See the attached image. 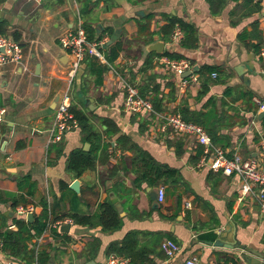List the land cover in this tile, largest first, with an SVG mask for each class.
Instances as JSON below:
<instances>
[{
	"label": "crops",
	"instance_id": "0c3cea01",
	"mask_svg": "<svg viewBox=\"0 0 264 264\" xmlns=\"http://www.w3.org/2000/svg\"><path fill=\"white\" fill-rule=\"evenodd\" d=\"M263 16L264 0H224L217 14L211 13L206 0H0V34L18 42L23 54L20 64L0 67V107L4 109L0 191L19 194L18 181L28 175L36 183L35 195L26 204L33 207V220L42 211L41 199H46L51 213L47 223L56 222L51 219L70 208L69 202L58 203V199L62 193L71 197L72 192L80 199V212L91 215L99 203L110 199L121 218L120 227L112 231L78 224L65 231L64 224L49 225L28 248H46L51 264H106L113 254H108V246L121 244L130 233L136 264H182L190 255L197 257L198 264H264V211L257 188L240 195L239 176L200 165L201 146L193 135L164 134L156 129L159 120L153 114L131 113L124 107L126 83L135 85L139 93L142 89L161 114L207 112L212 107L206 103L213 100L222 117L219 133L226 145L220 146L226 156L260 159L264 125L257 120L262 111L253 97L255 91H264V57L259 56L261 45L256 51L252 44L262 43ZM171 17L191 25L193 35L185 37L178 24L168 34L163 31ZM78 19L104 41V61L89 56L105 67L99 75L86 61L73 78L68 75L69 58L58 37L74 28ZM148 21L146 30L139 32V25ZM254 25L260 38L242 37ZM176 27L182 32L178 41L173 40ZM157 41L163 43L160 53L150 49ZM114 43L120 49L109 63L107 45ZM170 56L186 59L197 81L181 87L182 76L165 62L177 59ZM206 67H217L219 72H212L216 77L204 71ZM206 80L207 89L202 92ZM66 91L73 106L88 117L98 139L87 140L79 128L67 132L60 142H49L54 101ZM248 91L253 92L256 111L246 110L239 98ZM79 148L94 151L97 160L93 169L75 176L67 170L66 161ZM138 151L162 168L175 170L174 175L154 185L145 180L136 183L140 173L132 158ZM74 180L79 181L78 192L70 187ZM159 187L164 191L162 202L157 200ZM15 208L0 201V213L13 230L17 229L13 218L21 217ZM208 233L214 235L213 241L233 243V248L200 240V235ZM165 239L180 245V252L166 257L160 248ZM246 248L263 258L249 254L258 262L245 259L241 250ZM0 264L25 262L2 251Z\"/></svg>",
	"mask_w": 264,
	"mask_h": 264
},
{
	"label": "trees",
	"instance_id": "16d2710c",
	"mask_svg": "<svg viewBox=\"0 0 264 264\" xmlns=\"http://www.w3.org/2000/svg\"><path fill=\"white\" fill-rule=\"evenodd\" d=\"M210 6V11L212 14H217L219 12V8L222 7L224 0H206ZM81 15L84 16L83 11H81ZM149 16L146 18L149 20ZM148 22L142 23L139 25V32L146 30L148 27ZM174 24H178L182 31L184 32V36L187 37L188 34L193 35L194 28L182 22L180 19L176 17L168 18V23L164 25L162 28L163 31H166L167 34L172 31ZM83 28L85 29L87 39L90 41L99 40L102 38L101 35L94 37V32L91 27H89L85 22L82 23ZM242 37L246 39L251 38H260V32L257 29L256 25L251 32H247L242 34ZM185 40V38H184ZM261 42L259 41L256 44H252V47L258 51ZM107 52L105 54V58L107 62H113L117 56L120 49L119 43L109 44L107 45ZM177 58L180 57H172ZM87 65L90 67L92 72L97 73L98 75L104 70V66H100L95 62V59L91 57H87L85 59ZM208 73L219 72L217 67H206L204 71ZM81 71V69L79 70ZM78 73V72H77ZM76 73V74H77ZM75 74V75H76ZM207 82L204 83V89L202 92H205L207 89ZM229 88L226 89V95L230 96ZM140 95L145 97L146 93L143 90H140ZM253 92H242L239 95V98H242L245 101V109L256 111V106L252 103ZM210 105L212 108L207 112L204 111H181L182 117L186 121H192L198 123L204 127L206 132L210 135L211 140L214 144H219L225 147L226 142L223 136L219 133L221 130V126L219 122L222 120L221 114H217L214 106L215 103L213 100H209L206 103V106ZM70 111L74 113L75 117L79 121V128L82 132L86 134V139L91 140V138L98 139V134L93 131L92 126L89 123L88 117L80 110H77L73 106V102L70 105ZM231 118V117H228ZM230 123V120H226ZM239 121L243 122L242 119ZM261 123L264 125V118L261 119ZM230 126V125H229ZM78 128V129H79ZM88 135V136H87ZM92 136V137H90ZM97 157L94 151H84L83 149H75L71 151L67 157L66 168L68 171L72 172L75 176H80L84 171L93 169L96 164ZM133 166L138 167L136 169L137 172L140 173L136 177L135 182L139 183L142 180H145L150 185H154L159 183V181L163 178V180L170 179L175 170L166 169L159 166L147 153L143 151H138L137 156L132 158ZM64 187H67L65 184ZM18 189L20 191L19 194L15 193H7L0 191V201L1 202H9L12 208H15L18 205H26L29 202V197L35 195L36 192V183L30 180L28 175H24L18 181ZM71 191V190H70ZM72 192V191H71ZM69 202L70 208L67 213L61 216H57L51 220L57 221L64 217H70L73 219L74 224L85 225L90 227L100 226L103 231H112L118 227H120L121 218L116 206L112 203L110 199H106L103 203H99L97 206V210L95 213L88 215L80 212L78 206L80 204L79 197L72 192L71 197L65 196L62 193L61 197L58 199L59 202ZM40 204L42 206V211L39 215H37L32 222H28L24 220L23 216L20 218H13L12 223L16 225L17 229H10L7 225L6 216L0 213V240L3 243L2 251L8 256H12L15 258H19L25 262V264H47L49 261V255L46 248L35 249L28 248V243L36 237H39L46 229L47 221L50 216L49 204L46 199H41ZM214 235L212 233L200 235V240H210L213 241ZM134 250V239L132 235L129 233L125 239L121 242V244H110L107 248L108 254H117L123 255L130 258L131 264H136L135 261V252Z\"/></svg>",
	"mask_w": 264,
	"mask_h": 264
},
{
	"label": "built area",
	"instance_id": "2783aa9c",
	"mask_svg": "<svg viewBox=\"0 0 264 264\" xmlns=\"http://www.w3.org/2000/svg\"><path fill=\"white\" fill-rule=\"evenodd\" d=\"M181 38L182 32L179 27H176L173 31V40L178 41ZM58 42L67 52L69 58L68 75L70 78H73L79 72L87 57L92 56L100 61H104L101 53L104 41L88 40L80 19H78L74 28L68 29L59 35ZM259 56L264 57V37L259 50ZM22 59L23 54L19 43L8 36L0 34V67L9 63L20 64ZM165 62L169 69L179 76L183 75L186 71H190V64L186 59H165ZM211 77H216V73H212ZM197 79V76L194 74L182 77L180 86L184 87L187 83L195 82ZM253 101L256 103L259 111L264 110V103L260 97H253ZM71 103L72 96L68 91L59 95L54 109L53 123L49 129V142H60L67 132L79 128V121L70 111ZM124 107L131 113H142L147 114V116L153 114L155 119L159 120L156 129L164 134L169 132L180 136L193 135L196 142L201 146L200 165H205L210 170L221 172L223 175L236 174L239 176L241 181L240 195H246L253 190V186L256 187L257 198L262 211H264V137L261 138L259 144L260 159H241L237 155L228 158L225 150L220 145L212 142L210 135L202 125L184 120L179 113L161 114L156 112L149 98L141 96L138 88L133 84H125ZM3 114L4 109L0 107V121L3 119ZM163 198V188L159 187L157 189L158 202H162ZM185 205L188 207L190 204L186 203ZM15 212L25 218L27 213L33 212V207L18 205L15 208ZM61 224L72 225L74 223L72 218L64 217L54 223H47L46 227ZM2 248L3 243L0 240V253L2 252ZM160 248L168 258L175 256L181 250V246L171 239L163 240ZM241 251L243 252V250ZM129 262V257L117 254L109 255L106 260V264H129ZM182 264H198V259L195 255H190ZM226 264L240 263L229 261Z\"/></svg>",
	"mask_w": 264,
	"mask_h": 264
},
{
	"label": "water",
	"instance_id": "95a60500",
	"mask_svg": "<svg viewBox=\"0 0 264 264\" xmlns=\"http://www.w3.org/2000/svg\"><path fill=\"white\" fill-rule=\"evenodd\" d=\"M162 47H163V43L161 41H157L155 43H153L151 46H150V49L151 50H154L158 53H160L162 51ZM39 66L37 65L36 66V69H38ZM38 72V71H37ZM240 73V72H239ZM190 75V71H186L183 75H181L182 77H186ZM258 97H260L262 100H263V103H264V91L262 92H258V91H255L254 92ZM58 100V97L55 99L54 101V104H56ZM54 107V105L52 106V108ZM262 118H264V110L262 112H260L258 115H257V120H261ZM70 187L71 189H73L75 192H78L79 191V181L78 180H74L71 184H70ZM26 220L28 222H32L33 220V214L31 212L27 213L26 214ZM70 228V225L69 224H65L62 226V229H64L65 231H68V229ZM207 243L209 245H214V246H226L228 248H233L234 244H228V243H225L221 240H215V241H207ZM242 254L244 255L245 259H248L250 260L251 262L254 260L253 257L249 254H254L258 257H261L263 258L262 254L260 253H257L256 251H254L253 249H250V248H246V249H243V252ZM253 262H258V261H253ZM47 264H51L50 262L47 263ZM87 264H94V261H88Z\"/></svg>",
	"mask_w": 264,
	"mask_h": 264
}]
</instances>
